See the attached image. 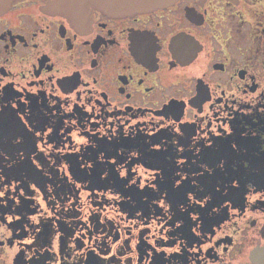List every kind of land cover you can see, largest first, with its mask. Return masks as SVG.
I'll return each mask as SVG.
<instances>
[{
	"label": "flooded vegetation",
	"instance_id": "flooded-vegetation-1",
	"mask_svg": "<svg viewBox=\"0 0 264 264\" xmlns=\"http://www.w3.org/2000/svg\"><path fill=\"white\" fill-rule=\"evenodd\" d=\"M83 8L0 15V264H264V0Z\"/></svg>",
	"mask_w": 264,
	"mask_h": 264
},
{
	"label": "water",
	"instance_id": "water-1",
	"mask_svg": "<svg viewBox=\"0 0 264 264\" xmlns=\"http://www.w3.org/2000/svg\"><path fill=\"white\" fill-rule=\"evenodd\" d=\"M11 0H0V15L3 14ZM76 2L79 0H68ZM174 0H80L83 9L90 12L89 6L104 11L108 14H134L143 13L163 8L170 5ZM57 10L63 11L60 6L55 3ZM60 8V9H59Z\"/></svg>",
	"mask_w": 264,
	"mask_h": 264
}]
</instances>
